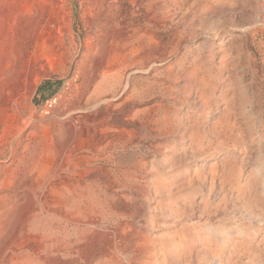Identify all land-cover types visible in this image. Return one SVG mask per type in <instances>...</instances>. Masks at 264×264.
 Returning a JSON list of instances; mask_svg holds the SVG:
<instances>
[{"label":"rangeland","instance_id":"obj_1","mask_svg":"<svg viewBox=\"0 0 264 264\" xmlns=\"http://www.w3.org/2000/svg\"><path fill=\"white\" fill-rule=\"evenodd\" d=\"M235 256L264 264V0H0V264Z\"/></svg>","mask_w":264,"mask_h":264},{"label":"trees","instance_id":"obj_2","mask_svg":"<svg viewBox=\"0 0 264 264\" xmlns=\"http://www.w3.org/2000/svg\"><path fill=\"white\" fill-rule=\"evenodd\" d=\"M51 89V82H45V83H43L41 86H40V88H39V90H38V95H42L43 96V94H44V92L46 91V90H50Z\"/></svg>","mask_w":264,"mask_h":264},{"label":"bare ground","instance_id":"obj_3","mask_svg":"<svg viewBox=\"0 0 264 264\" xmlns=\"http://www.w3.org/2000/svg\"><path fill=\"white\" fill-rule=\"evenodd\" d=\"M70 245V244H69ZM247 253V252H246ZM233 254V253H232ZM243 254H245V253H243ZM238 255H240V254H238ZM250 255H251V253H250ZM241 256V255H240ZM245 256V255H244ZM248 256V255H247ZM254 256V255H253ZM218 257V256H217ZM217 257H215V259H214V264H218L219 263V259L217 258ZM236 257V256H235ZM234 257V258H235ZM250 257V256H249ZM237 258V264H239L240 262H241V260H244L243 259V257H236ZM255 259V258H254ZM234 260V259H233ZM255 262L256 261H254V260H252V261H250L248 264H255ZM231 263H234V262H231ZM242 263V262H241Z\"/></svg>","mask_w":264,"mask_h":264}]
</instances>
